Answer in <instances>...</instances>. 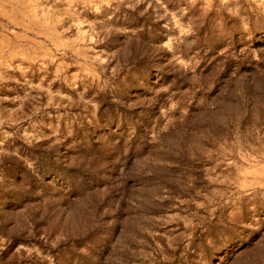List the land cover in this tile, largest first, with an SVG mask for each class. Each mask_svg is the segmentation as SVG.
I'll return each mask as SVG.
<instances>
[{
    "label": "rangeland",
    "instance_id": "1",
    "mask_svg": "<svg viewBox=\"0 0 264 264\" xmlns=\"http://www.w3.org/2000/svg\"><path fill=\"white\" fill-rule=\"evenodd\" d=\"M0 264H264V0H0Z\"/></svg>",
    "mask_w": 264,
    "mask_h": 264
}]
</instances>
